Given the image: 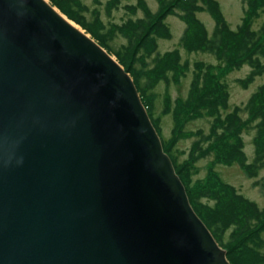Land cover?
I'll use <instances>...</instances> for the list:
<instances>
[{
	"label": "water",
	"instance_id": "1",
	"mask_svg": "<svg viewBox=\"0 0 264 264\" xmlns=\"http://www.w3.org/2000/svg\"><path fill=\"white\" fill-rule=\"evenodd\" d=\"M0 264H229L130 75L46 0H0Z\"/></svg>",
	"mask_w": 264,
	"mask_h": 264
},
{
	"label": "trees",
	"instance_id": "2",
	"mask_svg": "<svg viewBox=\"0 0 264 264\" xmlns=\"http://www.w3.org/2000/svg\"><path fill=\"white\" fill-rule=\"evenodd\" d=\"M60 13L78 24L85 33L114 55L117 62L131 76L153 126L160 135L159 116L154 117V86L161 80L179 81L188 69L181 63L177 49L160 54L157 39L169 37L165 19L175 15L185 23L180 43L187 50H200L213 54L218 60L217 69L250 67L247 75L237 82L246 88L257 76L264 73V21L258 29L252 27L264 0H241L246 5L241 23L235 30L229 28L215 0H157L159 8L151 13L144 0L126 6L132 16L137 9L141 17H130L121 25H106L97 9L89 10L81 0H48ZM120 0H107L105 11L109 15ZM208 12L214 19L208 33L196 16ZM89 14V16H87ZM121 34L125 41L112 47L111 41ZM215 67L202 62L194 64L188 94L184 99H163V112H170L173 127L170 139L161 143L170 157L175 172L183 183L194 211L212 233L217 243L226 250L231 264H264V207L237 193L233 186L223 183L212 170L214 164L236 163L253 185L264 191V84L252 93L242 107L229 110L226 85L221 83ZM242 113L246 117H242ZM208 118V131H189V120ZM254 130V154L248 161L243 150L242 136ZM193 136L187 157L178 162L174 155L179 139ZM212 153L208 175L204 180H194L193 166L200 158Z\"/></svg>",
	"mask_w": 264,
	"mask_h": 264
},
{
	"label": "rangeland",
	"instance_id": "3",
	"mask_svg": "<svg viewBox=\"0 0 264 264\" xmlns=\"http://www.w3.org/2000/svg\"><path fill=\"white\" fill-rule=\"evenodd\" d=\"M81 1L88 7L89 10L97 9L99 11L100 19L106 25H108L110 22L121 25L126 19H129L130 17H141L143 15L142 11L137 9L136 15L132 16L129 10L126 8V6L137 4L138 0H120L119 6L116 9H113L109 15L105 11V4L107 0ZM215 1L218 3L220 11L228 23L229 28L235 30L236 26L241 23L243 10L244 8H247L246 5H244L241 0ZM144 2L149 7L151 13H155L159 8V3L157 0H144ZM256 10L258 11L259 16L253 20L252 27L254 29H258L264 21V4L259 5ZM87 16H89V14H87ZM196 16L198 20L202 22L205 30L208 33H211L214 26V19L211 17V15L206 11H199ZM165 25L168 29L169 37H160L157 39V50L160 52V54H163L165 52L177 49L179 51L180 62H187L188 69L184 72V75L180 76L179 81L174 82L173 80H170L169 83L166 84L163 80H161L153 88V92L155 94L153 116H159L161 118L159 122V128L163 143L169 141L173 127L172 114L170 112H163V99L165 98L166 94L170 96L172 101L176 98L184 99L187 96L194 70V64L196 62H202L206 65H212L215 67L213 72L217 73L218 79L221 81V83L226 85L229 110L233 109L235 106L242 107L251 94L256 92L257 89L264 84L263 73L262 75L257 76L254 81L251 82L246 88H242V86H240L237 81L247 75L250 70L248 65L244 64L239 69L218 70L216 68L218 65V60L213 54L200 50H187L181 45L180 39L186 25L180 18L175 15H168L165 19ZM81 30L84 32L83 29ZM124 41L125 38L121 34H117V36L111 41V45L115 48L121 43H124ZM111 56L115 58L114 55ZM241 115L242 117H246L245 113H242ZM184 127L189 131L201 129L204 132H207L209 127V119L198 118L195 120H189L186 122ZM241 136L243 150L248 161L251 162L254 154V145L252 142L254 130L250 129L249 131H245L241 134ZM194 139L195 138L193 136H190L178 140L176 150L174 152L178 162H181L187 157V153ZM211 160L212 153L208 154L204 158H200L198 162L194 164L192 173L194 180H204L207 177ZM212 170L223 183L233 186L237 193H240L244 197L254 201L259 206V208L264 207V191H261L258 187L254 186L253 179L246 177L244 172L236 163L230 166L224 164H214L212 165ZM263 175L264 170H261L260 176Z\"/></svg>",
	"mask_w": 264,
	"mask_h": 264
},
{
	"label": "bare ground",
	"instance_id": "4",
	"mask_svg": "<svg viewBox=\"0 0 264 264\" xmlns=\"http://www.w3.org/2000/svg\"><path fill=\"white\" fill-rule=\"evenodd\" d=\"M52 6V5H51ZM53 8L58 12V10L53 6ZM58 13H60V12H58ZM61 14V13H60ZM62 15V17H64L66 20H67V22H69L72 26H74V27H76L77 29H79L80 31H82L81 29V27L78 25V24H76V23H74L73 21V23L71 22V20H69L64 14H61ZM76 24V25H75ZM79 26V27H78ZM83 32V31H82ZM85 32V31H84ZM85 34H87V33H85ZM89 37H90V35L89 34H87ZM91 38V37H90ZM92 39V38H91ZM96 42V41H95ZM97 43V42H96ZM98 44V43H97ZM104 49V48H103ZM105 50V49H104ZM106 51V50H105ZM107 52V51H106ZM108 53V52H107ZM109 54V53H108ZM110 55V54H109ZM110 57H112L111 55H110ZM113 58V57H112ZM114 60H115V62H117V60L115 59V58H113ZM118 63V62H117ZM118 65H120L119 63H118ZM120 67H121V69L122 70H124V68L120 65ZM125 71V70H124ZM126 72V71H125ZM129 74V73H128ZM131 77V76H130ZM132 79V78H131ZM133 81V80H132ZM134 83V82H133ZM137 90V89H136ZM138 92V91H137ZM138 95H139V93H138ZM140 97V96H139ZM141 100V99H140ZM142 102V101H141ZM143 104V103H142ZM144 106V105H143ZM145 108V107H144ZM145 110H146V108H145ZM147 112V111H146ZM148 114V113H147ZM149 116V115H148ZM150 118V117H149ZM151 120V119H150ZM155 128V127H154ZM156 130V129H155ZM157 132V131H156ZM158 134V133H157ZM158 136H159V138H160V140H161V136L158 134ZM162 144V143H161ZM162 149H163V146H162ZM163 152L165 153V151H164V149H163ZM167 154V153H166ZM170 158V157H169ZM172 162V161H171ZM174 167V166H173ZM175 170V169H174ZM177 174V173H176ZM179 177V176H178ZM183 184V183H182ZM185 188V187H184ZM186 191V190H185ZM187 194V193H186ZM188 197V196H187ZM190 203V202H189ZM190 205H191V203H190ZM191 207H192V205H191ZM192 209H193V207H192ZM194 210V209H193ZM196 213V212H195ZM199 217V216H198ZM203 222V221H202ZM207 228V227H206ZM208 229V228H207ZM209 230V229H208ZM209 232H210V230H209ZM211 233V232H210ZM211 235H212V233H211ZM213 236V235H212ZM217 242V241H216ZM219 245V244H218ZM220 246V245H219ZM221 247V246H220ZM223 250H225L223 247H221ZM226 251V250H225ZM228 260V259H227ZM229 262V261H228ZM229 264H231L230 262H229Z\"/></svg>",
	"mask_w": 264,
	"mask_h": 264
}]
</instances>
